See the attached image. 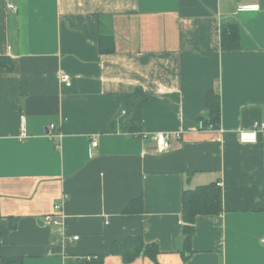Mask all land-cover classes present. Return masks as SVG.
Masks as SVG:
<instances>
[{
	"label": "crops",
	"instance_id": "crops-1",
	"mask_svg": "<svg viewBox=\"0 0 264 264\" xmlns=\"http://www.w3.org/2000/svg\"><path fill=\"white\" fill-rule=\"evenodd\" d=\"M0 58V264H127L112 254L122 238L156 245L159 264H264V138H238L264 122V0H0ZM137 89L130 133L122 96ZM207 91L218 130L199 127ZM213 183L222 212L196 217L184 258L182 194ZM56 204L62 226L43 222Z\"/></svg>",
	"mask_w": 264,
	"mask_h": 264
},
{
	"label": "trees",
	"instance_id": "trees-1",
	"mask_svg": "<svg viewBox=\"0 0 264 264\" xmlns=\"http://www.w3.org/2000/svg\"><path fill=\"white\" fill-rule=\"evenodd\" d=\"M238 27L236 24L229 23L220 28V48L222 50L238 49ZM112 47V37L106 33L100 34L99 51L100 53H110ZM0 67H5L8 71L12 70V64L6 58H0ZM146 101V96L136 92L122 96V109L125 117L121 123L126 132H141V105ZM206 116L198 120L201 130H218L220 125V99L213 91L205 94ZM221 189L215 183L197 187L193 190H186L182 194V221L183 242L182 251L184 255L190 254V244L194 233L193 224L199 215L217 216L222 212ZM141 200L135 203L139 207ZM130 204L127 213H133L135 209ZM0 215V230H1ZM13 221V220H12ZM15 225L10 227L11 230ZM112 254L120 256L124 263H131L139 256H147L154 264H159L157 255L158 248L154 244L145 245L140 238H122L113 243ZM19 263L16 260H3L4 264Z\"/></svg>",
	"mask_w": 264,
	"mask_h": 264
},
{
	"label": "built area",
	"instance_id": "built-area-1",
	"mask_svg": "<svg viewBox=\"0 0 264 264\" xmlns=\"http://www.w3.org/2000/svg\"><path fill=\"white\" fill-rule=\"evenodd\" d=\"M9 7L11 9L13 8L12 6H9ZM122 114L124 115L125 112H122ZM138 135L141 136V134H138ZM258 135L264 138V122H258V121L254 122L252 124L251 129L240 131L238 133V138H239V141L242 143L252 144V143L257 142ZM25 137H26L25 130L21 128L20 138H25ZM47 138L50 141L54 142L56 144V147H59L62 135L58 130H56L55 125H50L48 129V133H47ZM172 138H173L172 135L168 133L155 134L154 140L156 143V151L158 154L166 153L171 149ZM174 138L176 140L181 139V134L179 133L174 134ZM96 146H97V142L95 140H92L91 147L95 148ZM218 186H220V184H218ZM63 220H64V213L62 211L61 205L56 204L54 206V215L44 217L43 222H45L46 224L53 225V226H62ZM73 240L75 241L77 240V238L74 237Z\"/></svg>",
	"mask_w": 264,
	"mask_h": 264
},
{
	"label": "water",
	"instance_id": "water-1",
	"mask_svg": "<svg viewBox=\"0 0 264 264\" xmlns=\"http://www.w3.org/2000/svg\"><path fill=\"white\" fill-rule=\"evenodd\" d=\"M135 92L140 94V93H142V90L141 89H137V90H135Z\"/></svg>",
	"mask_w": 264,
	"mask_h": 264
}]
</instances>
